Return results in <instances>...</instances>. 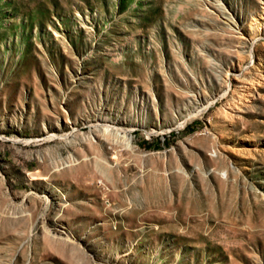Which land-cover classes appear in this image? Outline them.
Wrapping results in <instances>:
<instances>
[{
	"label": "rangeland",
	"instance_id": "374dc122",
	"mask_svg": "<svg viewBox=\"0 0 264 264\" xmlns=\"http://www.w3.org/2000/svg\"><path fill=\"white\" fill-rule=\"evenodd\" d=\"M0 264H264V0H0Z\"/></svg>",
	"mask_w": 264,
	"mask_h": 264
},
{
	"label": "bare ground",
	"instance_id": "6f19581e",
	"mask_svg": "<svg viewBox=\"0 0 264 264\" xmlns=\"http://www.w3.org/2000/svg\"><path fill=\"white\" fill-rule=\"evenodd\" d=\"M107 127L109 128V126H106V128H107ZM110 128H111V127H110ZM122 129H123V128H122ZM107 130H108V129H107ZM118 132L120 133V131H117V133H118ZM52 136H53V135H52Z\"/></svg>",
	"mask_w": 264,
	"mask_h": 264
}]
</instances>
